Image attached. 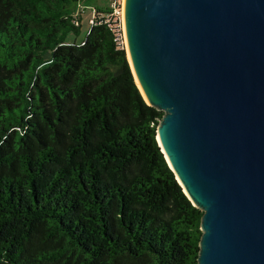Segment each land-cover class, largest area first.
<instances>
[{
    "label": "trees",
    "instance_id": "16d2710c",
    "mask_svg": "<svg viewBox=\"0 0 264 264\" xmlns=\"http://www.w3.org/2000/svg\"><path fill=\"white\" fill-rule=\"evenodd\" d=\"M121 5L0 0V264H198L203 212L158 143Z\"/></svg>",
    "mask_w": 264,
    "mask_h": 264
},
{
    "label": "water",
    "instance_id": "95a60500",
    "mask_svg": "<svg viewBox=\"0 0 264 264\" xmlns=\"http://www.w3.org/2000/svg\"><path fill=\"white\" fill-rule=\"evenodd\" d=\"M158 143L203 212L198 264H264V0H124Z\"/></svg>",
    "mask_w": 264,
    "mask_h": 264
},
{
    "label": "rangeland",
    "instance_id": "374dc122",
    "mask_svg": "<svg viewBox=\"0 0 264 264\" xmlns=\"http://www.w3.org/2000/svg\"><path fill=\"white\" fill-rule=\"evenodd\" d=\"M124 0H122L123 5ZM83 11H81L80 20H81V27L78 34V41L84 39L90 29V20L95 16V9L93 6L90 5L89 2L86 3V6L83 7ZM123 24V21H122ZM123 34H124V27H123ZM125 41V36H124ZM126 45V41H125Z\"/></svg>",
    "mask_w": 264,
    "mask_h": 264
},
{
    "label": "built area",
    "instance_id": "2783aa9c",
    "mask_svg": "<svg viewBox=\"0 0 264 264\" xmlns=\"http://www.w3.org/2000/svg\"><path fill=\"white\" fill-rule=\"evenodd\" d=\"M114 12L118 15H121L123 17V5H121V9L117 8L116 6L114 7Z\"/></svg>",
    "mask_w": 264,
    "mask_h": 264
},
{
    "label": "crops",
    "instance_id": "0c3cea01",
    "mask_svg": "<svg viewBox=\"0 0 264 264\" xmlns=\"http://www.w3.org/2000/svg\"><path fill=\"white\" fill-rule=\"evenodd\" d=\"M86 5V3H84Z\"/></svg>",
    "mask_w": 264,
    "mask_h": 264
}]
</instances>
